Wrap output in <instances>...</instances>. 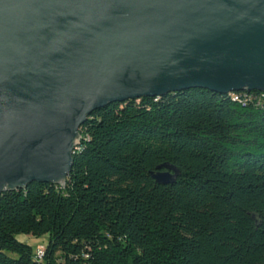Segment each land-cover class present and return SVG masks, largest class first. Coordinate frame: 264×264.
<instances>
[{
  "label": "trees",
  "instance_id": "16d2710c",
  "mask_svg": "<svg viewBox=\"0 0 264 264\" xmlns=\"http://www.w3.org/2000/svg\"><path fill=\"white\" fill-rule=\"evenodd\" d=\"M79 133L64 187L0 194V264H264V94L113 102ZM17 234L47 235L42 255Z\"/></svg>",
  "mask_w": 264,
  "mask_h": 264
},
{
  "label": "water",
  "instance_id": "95a60500",
  "mask_svg": "<svg viewBox=\"0 0 264 264\" xmlns=\"http://www.w3.org/2000/svg\"><path fill=\"white\" fill-rule=\"evenodd\" d=\"M191 88L264 93V0H0V194L64 187L92 111Z\"/></svg>",
  "mask_w": 264,
  "mask_h": 264
},
{
  "label": "rangeland",
  "instance_id": "374dc122",
  "mask_svg": "<svg viewBox=\"0 0 264 264\" xmlns=\"http://www.w3.org/2000/svg\"><path fill=\"white\" fill-rule=\"evenodd\" d=\"M16 238L22 242H25L32 246L33 250L36 249V246L39 244H46L47 243V235H42L40 237H35L30 234H17Z\"/></svg>",
  "mask_w": 264,
  "mask_h": 264
},
{
  "label": "built area",
  "instance_id": "2783aa9c",
  "mask_svg": "<svg viewBox=\"0 0 264 264\" xmlns=\"http://www.w3.org/2000/svg\"><path fill=\"white\" fill-rule=\"evenodd\" d=\"M233 93V92H232ZM261 94H264V93H261ZM236 98V96H235ZM44 252V247L42 245H37L36 246V249H35V253L40 256L42 255V253Z\"/></svg>",
  "mask_w": 264,
  "mask_h": 264
}]
</instances>
